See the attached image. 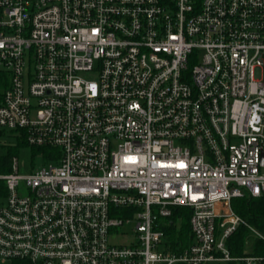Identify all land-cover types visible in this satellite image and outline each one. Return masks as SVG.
<instances>
[{
  "label": "built area",
  "instance_id": "built-area-1",
  "mask_svg": "<svg viewBox=\"0 0 264 264\" xmlns=\"http://www.w3.org/2000/svg\"><path fill=\"white\" fill-rule=\"evenodd\" d=\"M14 133L58 165L0 163V264H261L227 242L264 239L232 208L264 197V0H0V147Z\"/></svg>",
  "mask_w": 264,
  "mask_h": 264
},
{
  "label": "trees",
  "instance_id": "trees-1",
  "mask_svg": "<svg viewBox=\"0 0 264 264\" xmlns=\"http://www.w3.org/2000/svg\"><path fill=\"white\" fill-rule=\"evenodd\" d=\"M21 139L22 143H26L23 138ZM10 154L0 159V163H8L12 156ZM0 171L8 172L9 168H3ZM232 208L248 226L256 229L264 237V197L253 198L246 195L243 198L233 199ZM190 216V209L180 207L173 210L171 218L167 221L164 230L167 245L172 252H180L192 242ZM227 246L233 257H242L245 250L248 249L249 255L264 258V239L252 236L251 230L247 226H240L228 240ZM261 264H264V261Z\"/></svg>",
  "mask_w": 264,
  "mask_h": 264
},
{
  "label": "rangeland",
  "instance_id": "rangeland-1",
  "mask_svg": "<svg viewBox=\"0 0 264 264\" xmlns=\"http://www.w3.org/2000/svg\"><path fill=\"white\" fill-rule=\"evenodd\" d=\"M4 141V147H0V157L8 156L10 153V155L16 156L19 161V169L21 174H29L33 170H42L49 167L50 164L58 165V162L50 158V153L53 151L52 149H44L22 143V139L18 134L16 135V133L6 138ZM133 228V225L121 228L117 234L118 236H113L111 241L116 243L129 242V240H132L134 235ZM212 264L228 263L217 262Z\"/></svg>",
  "mask_w": 264,
  "mask_h": 264
}]
</instances>
